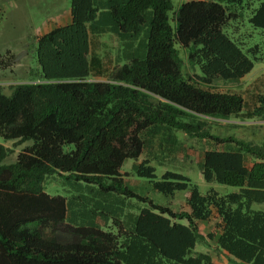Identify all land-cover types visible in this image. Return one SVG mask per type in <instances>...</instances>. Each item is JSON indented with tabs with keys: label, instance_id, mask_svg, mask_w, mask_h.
<instances>
[{
	"label": "trees",
	"instance_id": "1",
	"mask_svg": "<svg viewBox=\"0 0 264 264\" xmlns=\"http://www.w3.org/2000/svg\"><path fill=\"white\" fill-rule=\"evenodd\" d=\"M71 15L37 39V79L10 95L0 85V135L28 143L13 164L14 149L0 144V264H216L195 252L206 238L231 262L264 264V212L253 209L264 203V142L220 136L210 124L264 120L262 80L241 94L219 87L264 62V0H71ZM109 36L116 53L100 54ZM156 134L170 150L182 135L223 146L204 152L202 176L239 191L203 195L173 171L158 181L151 159L135 175L167 197L188 192L190 212L139 196L122 169ZM58 179L74 191L49 195ZM90 187L148 207L124 226L115 218L122 204L106 206L119 227L105 231L89 225ZM213 217L220 232L204 237L198 224Z\"/></svg>",
	"mask_w": 264,
	"mask_h": 264
},
{
	"label": "rangeland",
	"instance_id": "2",
	"mask_svg": "<svg viewBox=\"0 0 264 264\" xmlns=\"http://www.w3.org/2000/svg\"><path fill=\"white\" fill-rule=\"evenodd\" d=\"M182 1L186 0H173L175 6L180 5ZM70 8L71 0H0V85L4 87L7 95L11 94V87L22 83H30L40 76L41 68L37 60V39L53 29L56 18L60 14L70 11ZM239 28L238 33H243L246 30L245 26L242 25H239ZM97 43L100 54H104L105 51L112 55L116 53L118 42L114 37L101 38ZM181 56L186 60V53L183 50H181ZM257 65L259 64H256V67ZM249 83V81L219 83V87L222 91L236 93L247 88ZM241 92L244 93L243 91ZM210 121L211 130L217 135H233L238 138L253 140L255 143L264 142V120L216 121L211 119ZM158 134L155 137L153 136L154 142L151 139V142L147 144L139 160H128L122 169V174H125L126 184L132 187L139 196L149 198L155 203L169 206L176 212H185L189 208L186 201V197L189 195L188 192H177L176 196L167 197L157 191L150 180L139 178L135 175L133 167L151 159L150 165L156 169L158 181L162 179L166 171H173L189 177L192 183L199 187L203 195L207 194L211 189L221 195L239 191L236 187L221 185L216 182L207 183L202 176L200 163L204 152L212 149H224L223 146H215L206 141L182 135L181 143L174 150H170L172 146L166 141L162 145L161 136ZM149 136L148 138H151ZM0 144L14 149V153L6 160V164L15 163L18 153L28 145L27 143L15 147L14 141H5L1 135ZM159 162L164 164L162 165ZM67 190L74 191V188L60 179L46 187V192L51 196H66L68 195ZM85 193L89 194L86 191ZM89 195L91 196V194ZM137 205L141 208L148 207V204L137 198H130L127 202L128 209H133ZM254 208L264 211V203L255 204ZM123 221L119 222L124 224ZM218 223L219 221L216 217H213L209 222L200 223L201 235L204 234L203 236L206 237L209 233H218ZM110 227L118 230L119 226L115 223V220H111ZM208 242H211V246L208 247L211 253L223 259V256L214 247L215 242L212 240ZM204 245V243H199L197 245L198 251L206 252V246Z\"/></svg>",
	"mask_w": 264,
	"mask_h": 264
},
{
	"label": "crops",
	"instance_id": "3",
	"mask_svg": "<svg viewBox=\"0 0 264 264\" xmlns=\"http://www.w3.org/2000/svg\"><path fill=\"white\" fill-rule=\"evenodd\" d=\"M188 1H203V0H186V1L180 2V4H182L184 2H188ZM71 22H72V15H71V8H70V11H66V13H62L56 18V21H55L53 26H54V28H57V27L69 25ZM53 29H51V30H53ZM51 30L47 31L46 33L50 32ZM256 64H259V65H257V67H256ZM256 64H255V67H254L253 71L250 74H248L246 77H244L243 79L240 80V81H249L250 82L247 85V88L241 90L244 93L246 91H248V90H251V86H253V84H255L259 80H262L263 81V85H264V62H259V63H256ZM256 90L258 91V89H256ZM262 90L264 91V87L262 88ZM241 91L239 90L237 93L241 94ZM4 146L9 148L7 145H4ZM255 162L256 161L253 158L247 157L246 164H247V166L249 168H252V166L254 165ZM87 193L92 195L91 199L89 198L86 201L87 202V207L85 208V209L89 210L90 213H91V218H90L91 222L89 223V225L97 226V227H99V228H101V229H103L105 231H112V232H116L117 231L115 228L111 229V227H110L111 220L115 219V218L116 219L120 218V220H122V221L124 220L125 222L128 221L129 224L132 225L134 223L135 219L137 218V216L139 215L141 209H143V208H141L138 205L135 206L133 209H128V206H127V202L129 200L128 198H125V197L119 196V195H110V194H102L103 196H101V193L94 187L88 188ZM188 196L186 197V199L188 198ZM123 198H125V199H123ZM80 202L81 201L79 200V203ZM118 203L122 204L123 210H122L121 214L119 213V215L115 216V218H113L109 213H107L106 210H103V208L107 209L106 206L110 207V206H113L114 204H118ZM254 205H253V209L256 210L254 208ZM99 206H101L100 207L101 209L97 208ZM167 207H169V206H167ZM78 208L80 209L81 207H77V210H78ZM257 211H259V210H257ZM185 212H190V208H188V210L185 211ZM217 220L219 221V219H217ZM125 222L123 224L124 226L126 225ZM180 223L187 224L186 221H181ZM198 225L200 226V223ZM108 228H110V229H108ZM208 241H209V239L206 238L205 242L201 243V244H203V243L205 244L204 246H206L205 249L207 250L206 252H201V253L210 254L212 256L213 261L216 264H244V263L239 262V261H236V262L229 261L228 257L225 255V253L220 252L218 250L216 243H215L214 247L223 256V259H220V258L216 257V255L214 256L211 253V250L208 248L209 246H211V242H208ZM197 245H196V248H195V252H200L197 249Z\"/></svg>",
	"mask_w": 264,
	"mask_h": 264
}]
</instances>
